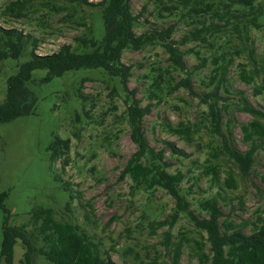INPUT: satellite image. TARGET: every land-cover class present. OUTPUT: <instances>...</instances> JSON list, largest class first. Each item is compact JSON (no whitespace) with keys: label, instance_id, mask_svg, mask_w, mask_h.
Wrapping results in <instances>:
<instances>
[{"label":"rangeland","instance_id":"obj_1","mask_svg":"<svg viewBox=\"0 0 264 264\" xmlns=\"http://www.w3.org/2000/svg\"><path fill=\"white\" fill-rule=\"evenodd\" d=\"M9 1L0 0V23L37 36L39 54L57 51L63 44H70L75 51H89L91 48H85L77 38L101 39L105 34L104 6L38 0L27 18H3L1 11ZM260 3L264 5V0ZM131 4L138 16L135 26L138 34L176 24L173 37L179 40L191 28L201 27L205 20L193 10L184 9L181 16V8L172 7L178 4L176 0H131ZM207 21H210L208 16ZM227 30L219 33L218 38L209 37L212 45L198 40L181 45L186 51L188 70L192 72V91L183 86L171 87L187 75L186 71L173 68L161 44L137 51L125 50L122 61L132 65L129 88L136 89L142 105H153L144 122L150 144L156 150L165 148L170 172L180 170L185 174L181 188L190 209L200 217L207 216L200 202L220 190L211 180L212 175L203 172L206 159L212 158L213 163L221 165V182L228 175L227 170L233 168L237 184L236 188L221 190L220 205L224 211L221 220L228 216L235 223L248 221L251 224L244 227V232L251 233L257 216L264 217V140L248 176L242 175L227 156L214 158L212 154L219 150L221 139L212 132L209 106L203 101L205 93L212 89L207 84L214 67L213 57L233 50L234 44L240 46L238 33ZM252 36L256 58L264 65V28H253ZM28 55L29 50L17 60H0V103L6 97L7 79L18 71L20 63L29 59ZM201 58H207V64L195 69ZM241 63H248L244 51L236 55L229 69L231 91L224 94L228 100L220 104L224 115L222 131L229 134L232 146L245 151L249 144L244 141L242 125L254 117L241 111L238 103L246 97L264 111V91L256 94L253 86L260 84L261 78L250 85L242 82ZM46 73L44 69L35 70L32 81L27 83L38 98L36 113L0 123V193L6 195L3 205L0 204V252L5 223L29 224L33 231L30 224L33 211L49 207L56 220L74 223L100 242L103 254L111 256L116 264H150L154 259L159 264H172L173 243L182 237L185 239L179 263L198 264L191 245L200 240L207 251L206 232L195 225L188 213L179 211L175 216L176 200L165 189L136 187L130 175L122 176L136 144L127 118L128 94L120 79L102 69L68 71L51 81L44 80ZM160 74L163 76L159 78L160 97L149 98L151 91L157 90L153 80ZM169 82L172 85L168 86ZM180 122L192 128L189 141L169 129ZM55 135L70 138L71 143L67 153L51 168L49 146ZM168 142L186 155L173 153ZM158 221H164L165 225L154 231ZM42 244L37 241L38 246ZM25 251L24 244L18 240L12 264H23ZM34 264L49 262L37 253Z\"/></svg>","mask_w":264,"mask_h":264},{"label":"trees","instance_id":"obj_2","mask_svg":"<svg viewBox=\"0 0 264 264\" xmlns=\"http://www.w3.org/2000/svg\"><path fill=\"white\" fill-rule=\"evenodd\" d=\"M38 0H11L1 11V17L27 18L28 13ZM73 5H101L104 6L103 18L105 34L101 39L96 37L77 38L89 51H75L70 44H63L59 50L52 53L39 54L37 47L39 38L34 34L25 32L17 27H8L0 23V60H17L29 50L26 61L18 65V71L7 79L8 87L6 97L0 103V123L11 122L19 117L36 113L38 98L28 86L33 79V72L37 69L47 71L45 81H51L63 76L68 71L80 69H102L108 75L119 78L127 97V118L131 129V137L136 144V151L127 161L122 176L130 175L136 187L144 185L146 188L162 187L176 200L175 216L181 212L188 213L197 227L207 234L209 249L204 250L200 240H195L191 245L192 256L198 264H264V217L259 214L253 222L251 233L244 232V227L251 223L248 221L235 223L228 216L222 221L224 211L220 205L221 190L224 187L236 188L235 172L233 168L227 170L224 182H221V165L213 163L212 158L206 159L203 172L212 175L211 180L219 185L220 190L200 202V208L207 216L200 217L190 209V202L182 193L181 183L185 174L178 170L170 172V162L165 160V148L156 150L146 135L145 117L151 112V103L142 105L136 96V89L128 86L132 75V65L122 61L125 50H142L149 45L161 44L169 54V61L174 69L186 71L185 77H181L176 85L169 82L168 86L179 88L181 86L192 91V72L188 70L185 61L186 51L181 45L191 40L209 43V37H219V33H226L232 29L241 38L240 46L234 44L233 50H225L213 57L214 67L210 74L208 86L212 87L205 93L204 102L209 106V120L213 133L219 135L221 145L212 154L214 158L225 155L240 170L241 174L248 176L256 160V154L264 140V111L257 108L246 97L239 100L241 111L253 115V119L242 125L243 138L249 147L242 151L237 146L230 144L229 134L222 131L223 108L221 102L228 100L225 93L231 91L229 69L236 55L241 51L246 52L248 63L239 64V77L245 84H253L257 78H261L260 84H253L256 94L264 91V65L256 58V48L252 29L264 28V5L260 0H176L173 8L180 9V15H184V9L193 10L201 14L202 26H195L177 40L173 37L176 24H170L161 29L153 28L138 34L135 26L138 16L132 10L131 0H101L91 2L89 0H63ZM180 5V6H179ZM206 14V15H205ZM207 16L210 21H207ZM217 19V20H216ZM201 21V20H200ZM30 47V48H29ZM207 64V58H201L194 66L201 69ZM160 74L153 80L157 90H152L149 98L160 97ZM243 94L242 90H237ZM130 99V100H129ZM170 131L182 136L186 141L191 139L192 128L190 125L180 122L177 126H170ZM70 138L55 135L50 143V166L67 153L70 148ZM168 145L173 153L186 155L185 151L177 148L172 142ZM57 179V175H55ZM5 194L0 193V204L3 205ZM4 209H6L4 207ZM264 211V207L262 209ZM176 218V217H175ZM30 224L10 225L5 223L3 227V244L0 252V262L12 264L14 246L18 240L24 244L23 264H34L37 253L43 255L49 264H116L111 256H105L102 244L89 237L80 227L68 221H58L54 217V211L49 207L36 208L31 217ZM158 228L165 225L164 221L155 223ZM184 237L173 243L174 261L172 264H180ZM37 241H42L41 246ZM150 264H159L154 259Z\"/></svg>","mask_w":264,"mask_h":264}]
</instances>
